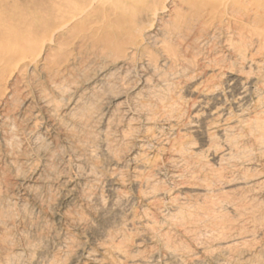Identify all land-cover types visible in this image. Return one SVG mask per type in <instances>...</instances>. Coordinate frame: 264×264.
Segmentation results:
<instances>
[{"label":"rangeland","instance_id":"obj_1","mask_svg":"<svg viewBox=\"0 0 264 264\" xmlns=\"http://www.w3.org/2000/svg\"><path fill=\"white\" fill-rule=\"evenodd\" d=\"M178 14L139 51L110 18L103 48L56 36L0 68V264H264V35L181 39Z\"/></svg>","mask_w":264,"mask_h":264},{"label":"bare ground","instance_id":"obj_2","mask_svg":"<svg viewBox=\"0 0 264 264\" xmlns=\"http://www.w3.org/2000/svg\"><path fill=\"white\" fill-rule=\"evenodd\" d=\"M35 2L33 5L40 3L39 5H43L44 9L37 12L20 8L11 9L7 2L4 10L0 11V68L10 69V72H13L22 66L26 69L38 67L46 42L53 43L56 36L57 39L72 36L81 41H96L97 47L103 48L108 41L107 31L114 27L110 25V18L116 22H122L124 18L127 24L123 28L118 27L125 42L120 51L137 49L139 51L152 37L153 23L159 20L160 15L169 13L174 3L190 9L192 13L189 22L178 14L179 26L171 30V34L178 38L189 37L195 26L198 27L199 32L206 34L207 32L213 34L218 29H226L228 33L242 38L241 42L244 39L246 42L251 36L264 35V0H122L120 3L114 0H43L41 2L35 0ZM143 3L146 4L144 10ZM132 9V17L126 18V14ZM251 21L256 22L255 24L260 23L261 27L250 26ZM236 26L238 28L235 29ZM56 48L63 50L61 45ZM233 49L232 51L235 52ZM246 50V48L240 50L239 55H244ZM175 59L178 61L176 55ZM240 80L237 79L236 82V100L241 112H244L242 106L248 94L247 81ZM216 88H210L212 89L210 95L202 93L203 98L213 101L210 105H213V108L215 101L221 96ZM204 104L208 106V103L204 102ZM206 106L205 110L209 108ZM214 113L210 109L208 115L212 116Z\"/></svg>","mask_w":264,"mask_h":264}]
</instances>
